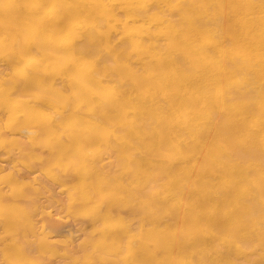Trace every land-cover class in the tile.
Returning <instances> with one entry per match:
<instances>
[{"label":"bare ground","instance_id":"bare-ground-1","mask_svg":"<svg viewBox=\"0 0 264 264\" xmlns=\"http://www.w3.org/2000/svg\"><path fill=\"white\" fill-rule=\"evenodd\" d=\"M0 264H264V0H0Z\"/></svg>","mask_w":264,"mask_h":264}]
</instances>
